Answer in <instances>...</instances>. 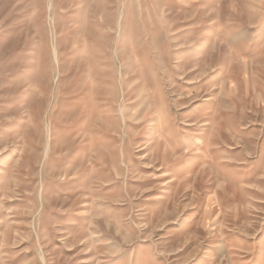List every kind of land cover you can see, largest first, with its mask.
I'll use <instances>...</instances> for the list:
<instances>
[{
	"label": "rangeland",
	"instance_id": "374dc122",
	"mask_svg": "<svg viewBox=\"0 0 264 264\" xmlns=\"http://www.w3.org/2000/svg\"><path fill=\"white\" fill-rule=\"evenodd\" d=\"M0 264H264V0H0Z\"/></svg>",
	"mask_w": 264,
	"mask_h": 264
}]
</instances>
